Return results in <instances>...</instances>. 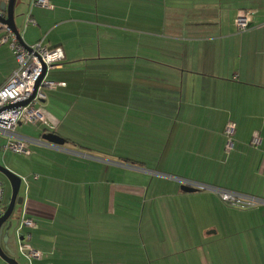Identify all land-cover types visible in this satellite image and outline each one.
I'll return each instance as SVG.
<instances>
[{"label":"crops","instance_id":"obj_1","mask_svg":"<svg viewBox=\"0 0 264 264\" xmlns=\"http://www.w3.org/2000/svg\"><path fill=\"white\" fill-rule=\"evenodd\" d=\"M21 1L22 41L65 52L48 73L65 83L47 91L48 123L20 126L68 150L33 144L13 169L43 252L33 264H264V206L173 178L264 199V0ZM16 67L0 43V86Z\"/></svg>","mask_w":264,"mask_h":264},{"label":"built area","instance_id":"obj_2","mask_svg":"<svg viewBox=\"0 0 264 264\" xmlns=\"http://www.w3.org/2000/svg\"><path fill=\"white\" fill-rule=\"evenodd\" d=\"M30 5L31 7H53L50 0H30ZM27 22L35 23L29 14ZM235 22L240 31L247 30L251 24V13L247 12L238 16ZM1 25L4 26L6 32L0 37V43H9L17 59L16 69L0 86V135L5 138L3 149L28 155L31 145L36 144L60 151H67L68 149L64 145L17 132L18 127L22 124L48 123V117L44 109L47 91L65 84L64 82L48 79V73L54 67L61 65L65 59L63 48L60 46L51 47L43 43V41L25 45L11 29L3 24ZM26 101H28L26 104H22ZM235 129L236 124L232 121L228 122L225 127L224 133L227 137L228 150L233 147ZM261 143V134L255 132L251 144L259 146ZM173 178L181 185L200 191L213 192L225 204L234 208L251 209L264 206V199L255 196L211 186L191 179ZM22 180H25V178H22ZM4 204L5 187L3 181L0 179V218L5 213ZM18 220L16 236L19 253L29 264H33L34 260L42 259L43 257V252L33 247L30 242V230L36 226V221L28 215L26 209L21 210Z\"/></svg>","mask_w":264,"mask_h":264},{"label":"water","instance_id":"obj_3","mask_svg":"<svg viewBox=\"0 0 264 264\" xmlns=\"http://www.w3.org/2000/svg\"><path fill=\"white\" fill-rule=\"evenodd\" d=\"M17 2L18 0H0V23L11 29L19 37L20 41L23 42L20 31L15 22V6ZM21 2L24 3V0H22ZM23 44L25 43L23 42ZM27 102L28 101L23 102L22 104H26ZM43 139L60 145H64L65 143V139L54 132L44 134ZM0 173L6 176V178L10 182L12 189V194L8 207L6 208L4 215L0 218V257L8 264H20L17 258L14 257V252L11 251L8 246L6 247V249L2 246L1 238L4 234V225L14 213L16 206L22 205L24 203V197L20 195L22 177L19 174L13 172L12 170L8 169L7 167L2 166L1 164ZM181 189L186 192L198 191L195 188L188 187L185 185H182ZM7 239L8 238H4V241H7Z\"/></svg>","mask_w":264,"mask_h":264},{"label":"rangeland","instance_id":"obj_4","mask_svg":"<svg viewBox=\"0 0 264 264\" xmlns=\"http://www.w3.org/2000/svg\"><path fill=\"white\" fill-rule=\"evenodd\" d=\"M24 127H26V125L20 126L21 129L19 128V130H17V132L21 133L22 128H24ZM27 127L31 128L32 125L27 126ZM4 142H5V138L0 135V164L16 173V171H14L13 169L14 168L18 169V167H19V169L21 168V166L23 164V159H22L21 155H23V154L16 153V152L11 151V150L5 151L3 149ZM154 174H156L157 176H161V177L171 179L170 177H167L166 175L161 174V173L154 172ZM0 179L3 181L4 187H5L4 208L6 210V208L8 207L10 198H11L12 189H11V185H10L9 180L2 173H0ZM21 193H23V189H22ZM20 212H21V207L19 205H17L14 213L12 214L10 219L4 225V234L2 235V238H1L2 241L1 242H2V246L5 249L8 246L10 248V250L14 252V257L17 258V260L19 261L20 264H29L20 255L19 250H18L16 227H17L18 222H19L18 217H19ZM4 238H8L7 241H4ZM0 264H8V263L0 257Z\"/></svg>","mask_w":264,"mask_h":264}]
</instances>
